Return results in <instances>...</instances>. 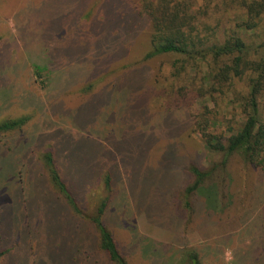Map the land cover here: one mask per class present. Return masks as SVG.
<instances>
[{
    "label": "rangeland",
    "instance_id": "1",
    "mask_svg": "<svg viewBox=\"0 0 264 264\" xmlns=\"http://www.w3.org/2000/svg\"><path fill=\"white\" fill-rule=\"evenodd\" d=\"M194 3L196 27L208 33L207 29L220 20L219 14L212 4L203 9L198 0ZM108 9L122 18L117 30L105 19ZM151 10L150 0H0V50L7 53L4 59L0 57V64L12 69L9 75L0 71V116L14 118L27 110L34 119V129L44 132L36 144L50 138L61 168L73 160L68 153L71 149H76V155L69 166L80 161L85 167L92 165L88 168H93L91 188H95L96 171H111L115 196L105 223L128 264H189V252L200 264H264V170L246 165L235 155L221 165L225 156L209 152L201 135L194 132V119H208V128L218 134L239 129L244 121L240 101L245 87L241 82H235L234 90L218 85L216 92L198 96L200 84L208 85L211 79L204 65L194 70L176 55L146 58L151 50ZM231 18L236 28L237 19ZM203 23L209 28L203 29ZM253 36L258 37L256 33ZM119 51L125 53L116 56ZM125 62L131 64L130 69L114 83L122 74L120 64ZM183 65L184 70L178 72ZM34 67L40 68L39 77ZM56 83L60 93L52 92ZM91 83L106 93L82 97V89ZM135 85L145 91L136 95L131 109V115L147 116L141 135L129 128L128 123L135 124L133 120L121 117L125 103L120 101ZM221 90L227 92L222 95ZM234 93L241 94L234 97ZM108 100L116 114L115 108L95 115L84 110L87 103ZM260 104L264 114V97ZM81 119L85 122L80 123ZM88 124L94 127L90 135L83 128ZM123 132L125 137L140 135L149 145L147 156L137 162L135 155L125 169L122 164H113L108 153H101L102 147L110 150L114 143H120L117 139ZM28 139L26 146L32 141ZM121 140L124 142V137ZM134 153L135 149L129 151ZM6 159L0 157L2 173L10 168L16 171L17 164L10 167ZM71 167L68 176L76 174ZM191 167L211 174L186 200L184 189L192 183ZM27 169L28 175L37 171L31 166ZM133 176L135 182H131ZM7 180L12 183L10 177ZM151 184L155 193L139 196L141 188ZM100 194L97 187L79 205L85 216ZM17 213V219L24 216ZM80 230L82 238L87 232L80 238L82 252L73 254L70 264H111L93 249V228L82 222ZM18 231L22 235L17 249L0 264H67V252L58 259L61 245L68 246L62 233L48 231L39 238L36 232L35 239L30 236L31 228L26 231L28 236L24 228ZM7 232L4 246L9 247L13 236Z\"/></svg>",
    "mask_w": 264,
    "mask_h": 264
},
{
    "label": "trees",
    "instance_id": "2",
    "mask_svg": "<svg viewBox=\"0 0 264 264\" xmlns=\"http://www.w3.org/2000/svg\"><path fill=\"white\" fill-rule=\"evenodd\" d=\"M150 1L152 5L150 11L152 32L149 39L151 50L146 58L164 54L176 55L186 63L185 66L192 67L194 70L197 66L204 65L211 79L208 85L200 84L197 89L198 96L216 92L218 85H227L234 90L235 82H241L245 87L240 101L244 121L239 129L230 128L227 133L218 134L215 133V130L208 128V125L211 124L208 119L201 121L194 119V132L201 135L204 146L209 152L221 153L225 156L221 165H224L229 157L235 155L246 165L264 170V114L260 112L261 98L264 97V0H198L201 8H210V4H212L213 10L219 14L220 20L216 21L211 28L204 23L201 25L203 29L209 28L207 29L208 33L200 32L197 28L198 24L194 17L196 11L193 7L196 0ZM107 15L108 17L105 19L111 22L115 30L119 29L122 19L119 13L108 9ZM232 16L237 19L236 28L232 27ZM254 33L258 35L257 38L251 37ZM245 37H248L247 40ZM124 53L125 51H119L116 56ZM0 54L2 59L5 58L4 54L7 55L1 50ZM120 65L122 74L120 78L114 80V83L119 82L125 75L124 71L131 67L129 62ZM185 66H181L178 72L183 71ZM10 69L6 63H3L2 66L0 64L2 74L9 75ZM34 72L39 77L41 70L34 67ZM10 73L13 74L12 71ZM53 85L52 92L60 93L58 91L60 86L57 83ZM64 90L62 89L61 92ZM104 91H100L98 84L95 86V83H91L82 89V94L84 93L82 97L88 98L97 92L106 93V90ZM143 92L145 91L140 86L135 85L128 91V94L124 95L123 101H120L125 103L121 110V117L130 122L133 120L135 123L133 127L129 123L128 126L138 134L142 132L141 124L147 119V116L142 113L138 117L132 114L134 116L132 117L131 109L135 103L136 95H141ZM226 92L227 90L220 91L222 95ZM107 93L109 92L107 91ZM240 94L234 93V97ZM92 102L87 103L84 108L88 115L90 113L95 115L100 110L107 112L115 108L107 105L109 100L104 103L103 101ZM114 112L117 113L116 108ZM52 113H55L54 109H52ZM22 114L7 119L0 116V157L7 158L5 164L10 167L12 163L17 164L14 172L10 168L2 173L0 168V262L11 257L12 251L17 249L22 235L18 230L24 228V234L28 236L26 231L31 228L30 236L33 235L35 239L34 233L36 232L40 234L39 238L42 235H48V231L54 232V235L57 234V231L62 233L64 243H67L68 246L65 248L63 244L61 245L60 252L57 251L59 252L58 259L62 258L61 254L67 252L66 262L70 264L73 254L82 252V249H79L82 242L80 225L85 222L93 228L94 236H90L95 252L105 258L107 263L128 264L118 250L110 228L105 223V215L111 211L110 206L115 196L111 171L98 167L100 169L95 172V188H91L90 173L93 168L91 170L88 168L92 165L85 167L84 161H80L78 165L69 166L76 155V149H71L68 153L69 158L73 160L66 164V168L61 165L64 168L62 169L55 159L57 150L54 142L46 136L47 139H40L43 144H36L38 136L40 138L44 132L34 129V119L32 115L27 114V110ZM78 121L85 122L84 119ZM91 126L88 124L86 128L83 127L88 135L94 130V127ZM123 126L126 125L123 124ZM76 127L81 129L79 125ZM124 133H119L118 139L116 138L120 143L113 144L114 148L112 147V149L114 150L102 147L101 152L108 153L113 164H122L123 169L130 165V161H134L132 159L135 155L138 156L137 162H140L141 156L146 157L149 152L148 142L140 136L141 134L137 137H125ZM30 137L32 141L26 146ZM90 137L86 138L90 139ZM123 137L124 142L121 140ZM131 139L132 143L138 145L137 147L133 146ZM98 140L101 142L100 138ZM132 149H135V153L129 154ZM29 166L32 167V170H37L34 171V175H28L29 169L27 168ZM69 167L72 168L71 171L74 174L76 173L74 176L66 175V172L70 171ZM130 170L132 169H128L126 172H130ZM189 173L192 176V183L184 189L186 200L197 193V190L209 179L211 174V172L202 171L197 167L189 168ZM8 177L11 178L12 183L7 180ZM135 181L136 178L133 176L131 182ZM97 187L101 194L96 199L97 203L91 207V210L89 209L85 216L79 205L85 202L86 195ZM155 191L156 187L151 184L149 187L141 188L138 194L143 197L151 195ZM186 204H188L187 201ZM185 207L188 210L189 204ZM7 212L12 215L8 217ZM17 212H23L24 216L17 219L19 217L16 215ZM7 229L13 236V241H9L11 243L9 247L4 246L8 234ZM86 234L87 232L84 231V237ZM28 241L31 247L32 238ZM88 255L90 254L88 253ZM187 257L189 264H200L199 259L193 253L189 252Z\"/></svg>",
    "mask_w": 264,
    "mask_h": 264
}]
</instances>
